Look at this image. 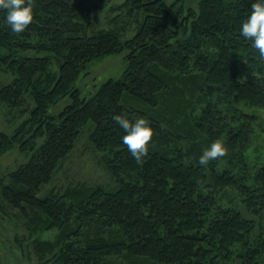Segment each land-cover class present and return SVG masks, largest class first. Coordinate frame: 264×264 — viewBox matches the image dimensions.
Instances as JSON below:
<instances>
[{
	"label": "trees",
	"instance_id": "16d2710c",
	"mask_svg": "<svg viewBox=\"0 0 264 264\" xmlns=\"http://www.w3.org/2000/svg\"><path fill=\"white\" fill-rule=\"evenodd\" d=\"M109 1L33 0L34 19L22 33H13L0 11V67L13 75L0 90V103L15 108L29 96L34 104L12 134L0 132V155L15 147L38 148L33 160L8 176L4 201L32 234L58 230L55 243L38 241L35 249L58 250L59 264H107L111 258L128 264H216L217 257L236 255V264H264V244L231 250L251 237V223L237 210L217 206L226 187L237 188L249 211L263 206L264 168L257 186L248 188L237 183L240 175L219 173L216 159L199 165L211 141L222 139L228 153L250 134L219 127L210 101L215 95L248 120L264 110V58L239 32L252 0H124L128 17L143 15L127 41L116 31H85L86 17ZM124 50L129 52L124 75L83 97L76 87L81 75ZM67 96L71 103L50 114ZM203 101L196 119L193 105ZM114 114L143 115L153 126L142 163L122 142L125 133ZM90 123V141L106 153L118 188H74L55 199L39 197ZM183 140L190 141L189 148L178 147Z\"/></svg>",
	"mask_w": 264,
	"mask_h": 264
},
{
	"label": "rangeland",
	"instance_id": "374dc122",
	"mask_svg": "<svg viewBox=\"0 0 264 264\" xmlns=\"http://www.w3.org/2000/svg\"><path fill=\"white\" fill-rule=\"evenodd\" d=\"M123 3L124 0H110L86 17L89 20L85 28L88 35H95L101 31H116L121 35L122 41L133 38L143 20V15L134 14L128 17L127 8L121 6ZM128 53L124 50L92 63L76 83L82 96L89 97L109 79L121 78L129 67ZM42 55L50 56L49 53ZM52 69L58 71L55 63H52ZM12 79L13 75L0 67V90L4 85L11 83ZM23 98L25 101L22 105L15 108L0 103V132L12 134L30 116L33 101L29 96H23ZM193 98L196 100L198 95ZM210 101L213 105L212 110L216 111L217 120L220 119L218 121L220 128L227 125V131H232V133L250 130L247 138L243 141L240 139L234 150L226 153L224 159L222 157L215 160V169L221 174L226 173V176L240 175L237 182L240 183L239 185H245L248 188L257 186L255 178L264 168V110L258 112L260 114L259 117H255L256 119L248 120L225 103L226 101L220 95H215ZM70 103L71 99L67 96L54 105L49 113L58 114ZM205 104L204 101L199 104L194 103L196 119L202 115ZM244 109L251 114H256L257 111L250 106ZM92 130L91 123L82 130L73 150L58 164L53 178L41 186L39 197L55 199L62 196L66 190L74 188H103L107 192L118 188L117 181L106 166V153L97 151L90 141ZM195 132L198 134L197 131ZM37 143L40 142L37 141ZM189 143L190 141L183 140L179 142L178 147L189 148L191 145ZM37 150L38 148H33L28 152H22L15 147L0 155V264H59L55 257L59 253L58 250L48 254L41 253V255L35 249V242L38 241L55 243L58 230L52 229L32 234L26 220L17 209L4 201L2 196L4 186L9 183L10 177L8 176L33 160ZM237 191V188L226 187L221 192L217 206L237 210L243 219L251 223V237L249 239L244 237L241 244L234 243L231 248V250L240 252L244 250V245L248 247L257 243L264 244V205L249 211L248 202ZM263 258L264 256H261V259ZM237 261V255L228 260L223 257H217L215 260L216 264H236ZM107 264L128 263L123 258H111Z\"/></svg>",
	"mask_w": 264,
	"mask_h": 264
},
{
	"label": "clouds",
	"instance_id": "9594fccd",
	"mask_svg": "<svg viewBox=\"0 0 264 264\" xmlns=\"http://www.w3.org/2000/svg\"><path fill=\"white\" fill-rule=\"evenodd\" d=\"M0 11H3L4 22L13 33H22L34 19L33 0H0ZM240 35L251 42L259 56L264 58V0H252L251 11L243 19ZM124 130L122 142L137 163L147 154L154 129L150 121L143 115L128 116L114 114L112 117ZM226 144L220 138L210 142L199 156V165L207 166L210 161L223 157Z\"/></svg>",
	"mask_w": 264,
	"mask_h": 264
}]
</instances>
